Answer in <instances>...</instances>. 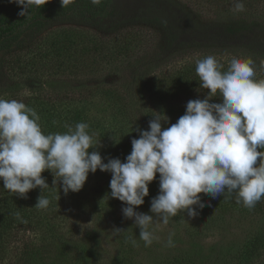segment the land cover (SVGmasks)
<instances>
[{"label":"trees","instance_id":"trees-1","mask_svg":"<svg viewBox=\"0 0 264 264\" xmlns=\"http://www.w3.org/2000/svg\"><path fill=\"white\" fill-rule=\"evenodd\" d=\"M168 1L183 6L180 0ZM197 1L201 3L199 8L189 11L183 7L197 28L223 27L236 35L255 27L264 30V5L259 0H236L237 12L226 14L221 10L223 16L216 17L217 23L213 22L211 5L217 2L223 8V3L235 0ZM115 9L114 0H0V264H37L39 253L56 242L69 241L64 248L59 246V256L78 259L81 245L86 250L89 246L83 243L74 249L76 241L72 239L80 232L92 238L96 229H90V222L110 230L115 213L110 203L114 190L109 183L113 178L105 173L108 184L102 187V177L97 189L90 190L91 182L99 176L96 156L100 148L97 137L82 123L84 93L79 88L61 93L42 84L45 77L66 71L67 63L72 64L70 73L76 74L96 72L119 61L120 86L103 83L94 90L102 91L116 105L123 115L122 128L158 119L163 128L170 129L168 124L173 119L191 116L188 109H183L186 99L210 102L193 115L194 127L200 125L206 133L202 140L191 135L188 144L194 152L192 161L206 163L204 152L214 149L230 157L234 165L217 175L218 190L212 199L264 210V202L258 198L264 194V81L238 69H210L202 73L185 71L165 83H155L156 79L144 82L147 72L156 63L167 61L168 54L175 57L215 45L178 43L177 35L159 12L105 21ZM67 23L88 24L105 35L121 34L130 27L142 30V36L150 38L151 43L143 53H133L139 40L133 34L108 51L104 38H84L71 34L70 29H64L67 33L62 36L52 30ZM248 49L264 56V51L253 46ZM147 91H151V103L148 101L146 109L141 101L147 99ZM170 102L176 103L168 105ZM163 103L171 109L167 118L159 116ZM12 118L18 119L20 130L4 136L6 125L2 123ZM153 135L156 146L172 155L186 139H169L164 132ZM247 135L252 137V145L244 138ZM180 159L189 172L199 173L197 164L195 168L187 165L188 157L180 154ZM211 203H205L207 209ZM253 238L239 255L240 264H264V235Z\"/></svg>","mask_w":264,"mask_h":264},{"label":"rangeland","instance_id":"rangeland-1","mask_svg":"<svg viewBox=\"0 0 264 264\" xmlns=\"http://www.w3.org/2000/svg\"><path fill=\"white\" fill-rule=\"evenodd\" d=\"M114 2L116 11L105 21L146 15L150 11L159 12L177 35L178 43L198 41L215 45L203 47L195 53L177 54L175 57L168 54L167 61L156 63L147 72L144 82L156 79L155 83L161 80L165 83L168 78L185 71L202 73L210 69L218 72L238 69L264 81V56L261 52L254 54L248 49L253 46L257 51H264V30L255 27L236 35L223 27L197 28L190 22L185 10L199 8L201 3L197 0H180L183 6H177L168 0ZM259 2L264 5V0ZM238 4L235 0L231 4L223 3V8H220L217 2L213 3L210 8L213 22L219 21L217 16H223L221 10H225L226 14L234 13ZM64 29H70L68 32L71 34L84 38H104L108 51H112L117 43L124 44L133 34L139 36L137 45L132 49L133 53H143L151 43L150 38L142 36V30L133 31L130 27L122 30L121 34L113 35L100 33L88 24H58L52 30L63 36V33H67ZM112 63L96 72L76 74L70 73L72 64L67 63L66 71L47 76L42 83L46 89L61 93L75 88L84 93L80 108L82 123L97 137L100 148L99 155L96 156V160L99 159V176L91 182L90 190L97 189L105 173L112 175L113 182L109 184L114 193L110 203L115 213L111 216L110 230L90 222V229H96L92 238L86 237L85 232H80L75 240L72 239L73 242L76 241L74 249L78 244L87 243L89 246L86 250L81 245L77 252L80 254L78 259H63L59 256L62 254V250H58L59 246L64 248L71 242L63 240V244L56 242L47 251H39L41 256L37 264H240L238 258L240 254L243 255L246 245L256 235H264V210L255 205H235L221 200L224 201L222 204L212 199L218 190L217 175L234 165V160L230 157L220 155L214 149L213 152H204L207 164L193 162L194 152L188 141L191 140V135L202 140L206 133L200 130V125L195 128L196 119L193 115L200 113L201 106L210 102L202 104L195 101V98L186 99L183 109H188L191 116L179 121L173 119L168 124L170 129L163 128L158 119L150 124L139 122L122 128L123 115L118 112L116 105L102 91L94 90L103 86V83L120 86L122 76L118 71L121 65L119 61ZM150 92L147 91V99L141 101L143 108L149 107L148 101L151 103ZM173 103L176 102L168 105ZM168 105L163 103V108L160 109L163 113L159 116H171ZM17 120L12 118L2 123V126L6 125L2 132L4 136L20 130ZM154 132H164L169 139L183 136L186 138L185 143L180 142L179 151L173 155L168 154L156 146ZM244 138L249 145L253 144L250 135ZM180 154L190 160L187 165L195 168L197 164L199 173L189 172L180 159ZM102 181V187L108 184L106 177ZM258 198L264 202V194H259ZM206 202L211 203L208 209ZM64 253L69 254L68 246Z\"/></svg>","mask_w":264,"mask_h":264}]
</instances>
